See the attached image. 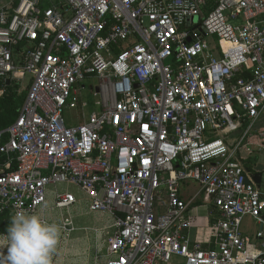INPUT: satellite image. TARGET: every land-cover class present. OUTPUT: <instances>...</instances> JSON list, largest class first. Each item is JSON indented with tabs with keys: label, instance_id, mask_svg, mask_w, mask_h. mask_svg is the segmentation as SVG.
<instances>
[{
	"label": "built area",
	"instance_id": "2783aa9c",
	"mask_svg": "<svg viewBox=\"0 0 264 264\" xmlns=\"http://www.w3.org/2000/svg\"><path fill=\"white\" fill-rule=\"evenodd\" d=\"M7 79L26 94L0 130V216L44 217L48 192L69 209L74 185L112 217L103 264H264V191L235 160L264 112V0H0ZM188 180L212 246L189 240Z\"/></svg>",
	"mask_w": 264,
	"mask_h": 264
},
{
	"label": "crops",
	"instance_id": "0c3cea01",
	"mask_svg": "<svg viewBox=\"0 0 264 264\" xmlns=\"http://www.w3.org/2000/svg\"><path fill=\"white\" fill-rule=\"evenodd\" d=\"M246 126L247 123L244 124L243 128H245ZM253 128L254 133L250 136L249 139L244 140L245 143H249L248 147L241 146L240 148H238L235 154V160L243 166L248 177H250L251 180L252 177L256 176V174H260V177L256 176V179H258L257 183L253 180L252 181L261 191H264V151L257 146L259 141L256 135L257 131H264V112H262L255 120V122L253 123ZM242 131L243 129L234 131L228 134L226 136V139L230 142L235 141L236 139H239L241 137ZM59 188L65 189L66 187L59 186ZM74 194L76 195L78 202L69 209L58 210L56 214L61 213V216H64L65 212L71 218L79 217L82 219L91 218V216L93 215H100L106 219L105 222H109L107 226L109 232L111 230L110 225L112 223V217L107 213L89 212L87 209L86 197L80 191H76V193ZM180 194L181 197L188 203L187 213L191 216L192 219V225L188 231L189 240L203 242L204 244L212 246V243L214 241V229L212 224L214 222L215 216L211 202H207L203 198V196L199 193V187L197 183L191 180L185 181L181 185ZM47 204L48 208L43 212V214L46 220H50L53 215L48 211V209L50 208V204L52 205V194L49 192L47 197ZM39 214L41 213L39 212ZM246 218H249L251 220V224L253 227L252 230L249 231L247 229V226L242 222V230L246 236L252 239L254 236V232L259 229V224L250 217ZM262 218H264V211L262 212ZM249 219H245L244 222H249ZM2 244H4V239L2 240ZM99 254L100 253H98L96 256L102 257L104 263L106 259L105 253L101 255Z\"/></svg>",
	"mask_w": 264,
	"mask_h": 264
},
{
	"label": "rangeland",
	"instance_id": "374dc122",
	"mask_svg": "<svg viewBox=\"0 0 264 264\" xmlns=\"http://www.w3.org/2000/svg\"><path fill=\"white\" fill-rule=\"evenodd\" d=\"M91 83L85 82V88L82 90L89 103L95 99L89 90ZM18 95H24L26 87L20 83H14ZM8 92L4 88L0 89V97H6ZM81 120V119H78ZM76 122H79V121ZM68 190L76 193L77 188L74 185H69ZM52 213V217L48 220L49 223H56L60 227V238L55 254L53 255V264H103V258L96 256L105 253V244L108 237V223L105 218L100 215H93L91 218H71L64 212V216L56 214L58 210L48 209ZM72 215V214H70ZM67 218H66V217ZM249 231L252 230L251 220L244 222ZM11 217L9 215L0 216V261L7 255L6 237L7 229L10 225ZM243 225V226H245ZM4 239V244L2 240Z\"/></svg>",
	"mask_w": 264,
	"mask_h": 264
},
{
	"label": "clouds",
	"instance_id": "9594fccd",
	"mask_svg": "<svg viewBox=\"0 0 264 264\" xmlns=\"http://www.w3.org/2000/svg\"><path fill=\"white\" fill-rule=\"evenodd\" d=\"M7 255L0 264H53L60 227L43 215L18 210L7 229Z\"/></svg>",
	"mask_w": 264,
	"mask_h": 264
},
{
	"label": "trees",
	"instance_id": "16d2710c",
	"mask_svg": "<svg viewBox=\"0 0 264 264\" xmlns=\"http://www.w3.org/2000/svg\"><path fill=\"white\" fill-rule=\"evenodd\" d=\"M13 84L14 82L9 85L0 82V89L4 88L8 92L6 97H0V130L15 120L25 98L26 91L24 95H18Z\"/></svg>",
	"mask_w": 264,
	"mask_h": 264
},
{
	"label": "water",
	"instance_id": "95a60500",
	"mask_svg": "<svg viewBox=\"0 0 264 264\" xmlns=\"http://www.w3.org/2000/svg\"><path fill=\"white\" fill-rule=\"evenodd\" d=\"M9 84H10V80L7 79L6 80V85H9ZM256 176L257 177H260V174L258 173V174H256ZM256 176L255 177H252V180L257 183L258 182V179H256Z\"/></svg>",
	"mask_w": 264,
	"mask_h": 264
}]
</instances>
